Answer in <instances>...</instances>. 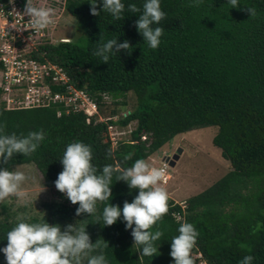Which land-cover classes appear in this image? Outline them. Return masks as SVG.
I'll use <instances>...</instances> for the list:
<instances>
[{
	"label": "trees",
	"instance_id": "trees-1",
	"mask_svg": "<svg viewBox=\"0 0 264 264\" xmlns=\"http://www.w3.org/2000/svg\"><path fill=\"white\" fill-rule=\"evenodd\" d=\"M143 0H124V16L113 19L101 11H89L87 0H66L65 9L83 30L78 38L47 44L46 58L64 67L77 87L112 101L107 120L86 122L82 111L57 115L54 108L4 109L0 126L5 133L27 134L42 130L44 138L30 154L15 153L0 166L34 163L47 186L61 169L60 156L68 142L79 139L92 146V162L129 166L146 158L174 135L194 128L215 125L212 143L220 149L231 168L210 186L187 198L183 206L168 199V210L156 221L163 235L154 243L158 252L151 257L138 253L130 228L119 218L102 225L105 204L131 200L137 189L112 177L109 201H97L91 213H75L72 203L59 190L60 198L43 203L45 215L29 221L85 224L90 240L98 243L92 254L103 252L109 264H169L170 239L178 224L190 221L198 231L191 254L194 264H237L250 253L251 264H264V0H160L166 15L159 21L160 43L150 48L137 31L127 5L142 7ZM247 6L255 15H248ZM100 7L99 4L96 5ZM117 36L127 39L131 49H121L102 61L93 49L102 40ZM135 95V105L126 94ZM136 121L129 140H120L115 149L104 141L109 124ZM129 154L130 157H129ZM125 157H129L125 159ZM2 205L0 238L16 222L8 220ZM180 215L181 220H176ZM99 220V221H97ZM6 238L0 239L5 244ZM197 254L200 257L197 258ZM86 259V258H85ZM0 264H6L0 252Z\"/></svg>",
	"mask_w": 264,
	"mask_h": 264
},
{
	"label": "clouds",
	"instance_id": "clouds-1",
	"mask_svg": "<svg viewBox=\"0 0 264 264\" xmlns=\"http://www.w3.org/2000/svg\"><path fill=\"white\" fill-rule=\"evenodd\" d=\"M87 2L92 14L99 15L103 10L110 13L113 19L124 16V0ZM227 2L233 7L238 6V0ZM97 4L100 5L99 8L96 7ZM127 7L133 13L139 12L134 21L136 29L148 47L156 48L163 31L159 21L166 15L160 7V0H143L142 7L135 3H129ZM246 10L248 15H255L253 7L247 6ZM23 13L29 18L32 27L43 29L52 20V9L38 6L34 0H24ZM121 49L130 50L131 44L127 39L118 40L117 36H112L98 43L93 49V55L102 61H108L111 55H116ZM43 138L42 130H29L26 135H18L15 132L5 133L0 126V161H7L17 152L32 153ZM92 155L90 144L79 139L68 142L59 158L62 167L53 181L55 187L70 202H78L75 208L77 215L82 212L93 213L98 200H110L114 173L116 180L122 179L129 189H137L133 198L130 201L125 199L122 205L111 202L105 204L101 214L102 225H110L119 218L126 229L130 228L132 242L137 245L138 253L151 257L158 252L154 242L163 235L158 227L153 231L151 226L168 210L169 194L161 183L164 169L149 164L144 158H136L126 167L105 163L98 170L97 165L92 162ZM165 159L162 158L161 163ZM168 162L170 163V159ZM25 178L24 171L0 166V199L9 195H26L21 190V183ZM85 225L86 223H67L61 227L56 222H30L18 217L3 238H0H6V243L0 244V252L4 254L6 264H109L102 251L92 254L91 250L99 247V244L90 240ZM197 235L198 231L192 222L183 220L178 224L177 234L169 240V255L174 258L169 264H194L191 251ZM253 259V255L247 253L237 264H251Z\"/></svg>",
	"mask_w": 264,
	"mask_h": 264
},
{
	"label": "rangeland",
	"instance_id": "rangeland-1",
	"mask_svg": "<svg viewBox=\"0 0 264 264\" xmlns=\"http://www.w3.org/2000/svg\"><path fill=\"white\" fill-rule=\"evenodd\" d=\"M63 11V18L61 17L62 19L53 31V39L62 37L73 40L78 38L81 30H83L81 24L66 9ZM103 97V104L100 107L96 106L97 111L92 116L95 119L94 122L107 120L111 116L112 101L108 96L103 95ZM125 99L127 101L125 109L119 113L128 112L135 105V95L132 92H128ZM48 108L55 109L56 106L53 105ZM111 117L117 119L116 115ZM91 119L89 118V120ZM111 125L110 131L108 127L105 131L104 141L109 139L111 148L115 149L118 141L131 138V131L135 128L136 121L132 120L123 126ZM216 131L217 126L211 125L178 133L145 158L149 164L158 166L162 158L170 159L171 162L174 154H178V158L174 160L175 164H168V180L161 182L166 187L169 198L174 202L183 206V202L187 198L201 192L230 170L229 160L223 158L220 149L212 143V137ZM109 136L113 140H110ZM10 168L25 172L26 178L21 183V190L26 192V195H9L0 199V218L4 216L1 211L3 204L6 207L5 215L8 220L16 221L18 217L29 220L32 216L41 217L45 215L43 203L58 200L60 198L57 194L58 189L55 186L45 184L41 172L34 163L14 164ZM25 201L28 202L25 203ZM178 218L181 219V216ZM195 256L199 258L200 254ZM200 263L205 264L203 260Z\"/></svg>",
	"mask_w": 264,
	"mask_h": 264
},
{
	"label": "built area",
	"instance_id": "built-area-1",
	"mask_svg": "<svg viewBox=\"0 0 264 264\" xmlns=\"http://www.w3.org/2000/svg\"><path fill=\"white\" fill-rule=\"evenodd\" d=\"M65 1L34 0L38 6L52 9L51 23L41 29L30 26L29 18L23 13L24 0H0V107L30 109L54 105L57 115L82 111L86 114V122L91 121L89 118L97 111L96 96L77 87L62 65L45 56L47 44L66 39L52 37L63 18ZM103 95L110 97L102 94V104ZM168 164L165 159L156 166L164 169L161 182L169 178Z\"/></svg>",
	"mask_w": 264,
	"mask_h": 264
},
{
	"label": "water",
	"instance_id": "water-1",
	"mask_svg": "<svg viewBox=\"0 0 264 264\" xmlns=\"http://www.w3.org/2000/svg\"><path fill=\"white\" fill-rule=\"evenodd\" d=\"M180 152H181V150H179ZM178 158V154L176 153V154H174V157H173V159L171 160V162H170V164L172 165V164H174V160H176Z\"/></svg>",
	"mask_w": 264,
	"mask_h": 264
},
{
	"label": "crops",
	"instance_id": "crops-1",
	"mask_svg": "<svg viewBox=\"0 0 264 264\" xmlns=\"http://www.w3.org/2000/svg\"><path fill=\"white\" fill-rule=\"evenodd\" d=\"M174 164H175V162H174ZM178 216H180V215H175V219L176 220H181V219L178 218Z\"/></svg>",
	"mask_w": 264,
	"mask_h": 264
}]
</instances>
